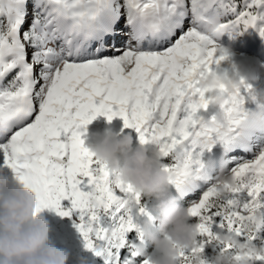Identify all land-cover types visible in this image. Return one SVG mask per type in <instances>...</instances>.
<instances>
[{"label": "snow or ice", "instance_id": "1", "mask_svg": "<svg viewBox=\"0 0 264 264\" xmlns=\"http://www.w3.org/2000/svg\"><path fill=\"white\" fill-rule=\"evenodd\" d=\"M249 29L264 39V0H0V169L35 194L38 214L76 213L84 247L104 264H152L137 251L147 247L139 218L155 219L144 196L83 139L98 116L119 117L162 154L199 227L177 264L197 255L208 264L213 245L230 264H264L218 239L264 247V125L247 119L246 106L264 103L240 77L234 94H212L226 102L206 119L209 95L197 84L230 56L218 39ZM217 115L218 126H204ZM221 155L235 187L207 168Z\"/></svg>", "mask_w": 264, "mask_h": 264}, {"label": "clouds", "instance_id": "2", "mask_svg": "<svg viewBox=\"0 0 264 264\" xmlns=\"http://www.w3.org/2000/svg\"><path fill=\"white\" fill-rule=\"evenodd\" d=\"M197 84L201 92L211 94L209 105L222 107L226 100L212 94L225 91L234 94L239 80L212 70L206 71ZM257 95L264 103V91H257ZM222 119L217 115L215 120L206 121L204 126L216 127ZM247 119L264 125V107L252 108ZM87 148L96 160L108 166L121 185H131L144 198L156 201L157 227L154 229L151 221H144L142 225L143 238L152 246L154 255L146 253L143 247L137 249L138 253L151 255L152 264H177L181 250L195 245L199 227L190 223L188 208L170 191L173 177L161 167L162 154L141 143L134 146L130 133L119 134L111 130L95 134L94 142ZM207 168L211 173H216L219 168L216 175L218 185L235 187L236 178L226 171L228 162L223 155L219 159H210ZM36 209L35 194L0 169V264H69V252L58 248L50 239L49 221ZM218 239L238 249L241 255H264V247L252 248L234 236L221 234ZM78 264H86V261L81 258ZM193 264H204V260L197 255ZM208 264H230V261L226 254L217 253Z\"/></svg>", "mask_w": 264, "mask_h": 264}, {"label": "rangeland", "instance_id": "3", "mask_svg": "<svg viewBox=\"0 0 264 264\" xmlns=\"http://www.w3.org/2000/svg\"><path fill=\"white\" fill-rule=\"evenodd\" d=\"M229 37L232 39H229ZM249 42H252L251 44L253 45L250 50L244 47ZM218 43L220 46L229 49L230 56L227 60L222 61L216 66V70L221 73L226 72L229 78L236 80H239V78L243 76L254 89L261 88V81L258 79L256 69L260 66L264 67V39H262L255 30L249 29L242 34H235L233 36H229L228 34H226V36L223 35L218 39ZM250 77H255V79H251ZM249 105L250 104L246 106L249 107ZM218 108V105H209L207 110H201L200 115L204 116L206 119L211 118L213 112H216ZM107 130L119 134L130 133L133 136L134 146L139 143L136 133L131 129L124 128V122L121 118L116 117L109 122L104 116H98L87 126V135L83 137L85 145L87 146L94 142L95 134H102ZM170 191L173 195H176L175 189L170 187ZM146 202L152 216L155 218L156 213L154 208L151 207L155 205L156 201L154 199H148ZM180 202L184 206H187L184 201L180 200ZM61 203L65 208L71 207V203L68 200L62 201ZM41 214L49 221L51 227L50 239L58 248H62L69 252V264H78L81 258L86 261V264H104L102 258L95 256L93 252L84 247L82 237L75 227V223L77 222L76 213H73L71 217H61L55 211L45 209ZM138 223L143 225L144 218H139ZM190 223H196V220L191 218ZM152 224L155 229L157 227L155 219ZM146 250L149 253H153L152 246L149 243H147ZM218 252V245L206 248L205 255L207 260L210 261Z\"/></svg>", "mask_w": 264, "mask_h": 264}, {"label": "bare ground", "instance_id": "4", "mask_svg": "<svg viewBox=\"0 0 264 264\" xmlns=\"http://www.w3.org/2000/svg\"><path fill=\"white\" fill-rule=\"evenodd\" d=\"M225 36H226V34H224ZM229 39H232L231 37H229ZM228 39V40H229ZM252 43V42H251ZM250 42L248 43V44H246V46H244V47H247V48H249L248 50H250L251 49V47L253 46L252 44H251ZM257 76H258V79L261 81V88H256L255 90L256 91H264V67L262 66H260V67H258L257 69ZM255 107V105L254 104H250L249 105V108H254ZM219 111V108L216 110V112L214 111L213 112V115H215L217 112ZM117 128V127H116ZM8 174H9V176H10V178H12L13 177V174L11 173V171L10 170H8V169H4ZM151 208H154V206L153 207H151Z\"/></svg>", "mask_w": 264, "mask_h": 264}, {"label": "trees", "instance_id": "5", "mask_svg": "<svg viewBox=\"0 0 264 264\" xmlns=\"http://www.w3.org/2000/svg\"><path fill=\"white\" fill-rule=\"evenodd\" d=\"M145 200L147 201L148 199H147V198H145Z\"/></svg>", "mask_w": 264, "mask_h": 264}]
</instances>
